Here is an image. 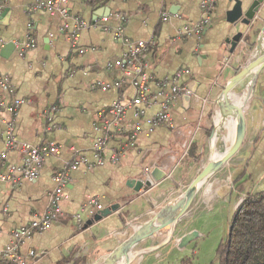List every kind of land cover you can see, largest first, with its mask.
I'll use <instances>...</instances> for the list:
<instances>
[{"label": "crops", "instance_id": "1", "mask_svg": "<svg viewBox=\"0 0 264 264\" xmlns=\"http://www.w3.org/2000/svg\"><path fill=\"white\" fill-rule=\"evenodd\" d=\"M36 1L0 0V50L7 44L14 47L12 52L3 50L0 55V73L9 77L13 92L0 90V96L7 102L13 97L21 101L15 115L0 113V152H6L4 161H0V173L22 165L24 159L16 150L5 151L8 122L19 141L31 145L53 143L59 151L45 158L36 178H21L15 185L0 181V250L12 241L13 230L43 213L47 195L54 187L52 175L82 157L85 162L70 172L56 221L46 230L23 237L18 251L23 256L29 250L34 252L27 257L29 264H93L126 237L129 221L163 208L181 193L180 175L187 174L184 165H191L198 156L201 159L208 146L224 102L216 103L218 93L244 65L256 33L264 25V5L257 22L247 27L226 21L233 0H217L210 19L194 35L183 34L182 28L202 19L200 0H64L61 6L67 10L65 18L30 9ZM242 1L246 7L252 0ZM165 12L167 20L162 19ZM101 15L108 16L107 21L95 23L93 20ZM74 17L86 23L76 32L75 44ZM120 24L130 40L154 41L141 57L147 87L154 97L151 105H139L142 115L137 114L135 106H127L135 96L129 79L117 88L111 86L120 75L114 63L128 48L108 32ZM237 31L245 36L230 53L225 39ZM29 39L34 46L20 54ZM177 69L190 71L177 82L190 91L189 100L183 102L182 95L174 101L171 125L152 127L149 120L159 110L169 88L168 78ZM245 100L246 132L240 149L200 185L188 211L194 206H209L212 200H226L231 218L246 194L264 193V65L247 85ZM116 102L126 106L121 122L109 112ZM51 106L56 111L48 122L43 114ZM231 129L233 135V123ZM104 136L99 164L94 143ZM192 143L196 147L193 155L189 152ZM123 145V154L113 161V152ZM155 166L164 172L158 181L150 176ZM146 179L152 182L147 189L135 191L129 185V180ZM236 182H242L241 191H236ZM240 195L242 198L237 197ZM91 198L103 208L112 204L119 208L84 228L94 214L87 204ZM189 218L187 215L184 225ZM170 236L144 241V247L131 250L128 262L116 264H191L184 261V246H177V253L162 252ZM0 264L11 263L0 257Z\"/></svg>", "mask_w": 264, "mask_h": 264}, {"label": "built area", "instance_id": "2", "mask_svg": "<svg viewBox=\"0 0 264 264\" xmlns=\"http://www.w3.org/2000/svg\"><path fill=\"white\" fill-rule=\"evenodd\" d=\"M64 0H38L33 5L30 6V9H43L51 14H58L62 17H67V10L61 6ZM217 0H200V9L202 12V19L197 24H189L182 28L183 34H199L205 23L210 19L212 12L215 10ZM3 9V4L0 2V13ZM169 17L168 13L165 12L162 14V19L167 20ZM76 26L73 31V43H76V38L79 29L84 28L86 23L80 20L77 17H74ZM108 16L101 15L98 18H95L93 21L95 23L107 21ZM120 19V18H119ZM121 20V19H120ZM63 27H66V23L63 24ZM105 30H109L105 27ZM114 37L119 38L124 42L128 48L123 53L122 57L118 59L114 65L120 71L119 79L111 84L114 87H119L122 82H125L126 79H129L131 85L135 89V96L127 104V106H135L137 114L142 115L143 110L139 108V105L145 103L147 106L153 103V96L149 92L147 87V80L143 73V66L141 57L146 51L148 46L153 45L154 41L151 39L149 41L144 40H130L124 34V28L120 24L115 27L113 30H110ZM34 46V42L30 39L27 40L20 49V54L24 50L29 49ZM188 69H177L173 74L168 78L169 88L166 93L163 94V100L160 104L159 110L156 114L149 120L150 125H171V106L174 101L182 95L190 96V91L186 88L180 87L177 82L178 79L183 74H189ZM108 87V86H106ZM0 90H6L9 93L13 92L11 87L10 79L7 75L0 73ZM11 101L7 102L6 99L0 96V113L6 112L10 115H15L21 101L16 98H11ZM126 106H122L120 102L113 103L109 109L114 115V118L121 122L124 115ZM56 111L55 106L49 107L44 111L43 117L51 122L54 118V113ZM137 131V127L134 129V134ZM132 136V137H133ZM4 143L5 151L16 150L22 154L24 157L22 165L18 167L10 166L7 173H0V181H7L12 184H18L21 178H36L40 172V169L44 163L45 158L48 155L56 154L59 151V147L53 143L40 144V145H31L25 142H21L16 139L14 135V129L11 122H8L4 130ZM106 137H100L95 140L94 149L96 151L97 163H102V159L99 156V151L105 146ZM126 149V145H123L118 150L114 151L112 154V160L117 161L119 156L123 154ZM6 152H0V161H4ZM85 162L84 158L76 157L70 162L67 166L57 170L52 175V181L54 183L53 189L47 195V203L45 210L38 217L33 219L28 225L15 229L12 231V241L7 244L2 250H0V257L9 261L11 264H29L27 257L32 256L34 252L29 250L27 256H23L18 251V243L23 237H28L34 232H39L48 229L57 219L61 209H60V200L63 197L64 188L68 184L70 172L81 164ZM17 172L18 175H14ZM88 205L93 207L94 213L103 208L102 204L96 199L91 198L87 201Z\"/></svg>", "mask_w": 264, "mask_h": 264}, {"label": "water", "instance_id": "3", "mask_svg": "<svg viewBox=\"0 0 264 264\" xmlns=\"http://www.w3.org/2000/svg\"><path fill=\"white\" fill-rule=\"evenodd\" d=\"M233 2L232 8L226 13V21L228 23L234 25L239 23L250 27L254 22H257L264 0H252L246 7L242 0H233ZM244 36L242 31H237L234 35L225 39V42L230 46V53L236 50ZM13 49L12 44H7L0 50V55L3 50L12 52ZM263 65L264 25L258 29L253 46L240 71L232 76L218 93L216 103L221 102V100L224 102L221 105L219 117L213 123L208 141V156L205 163L176 198L164 205L163 208L150 211L130 221L131 233L113 249L101 255L93 264H116L121 260L126 263L128 262L129 253L138 244L147 240L167 239L172 234L174 225L187 212L200 185L226 164L240 149L246 132V87ZM188 100V95L182 96L183 102H188ZM231 121L234 124V136L229 143L228 136L230 134ZM150 176L154 181H158L164 176V172L155 166ZM151 184L150 179L144 181L129 180L130 187L135 191L147 189ZM118 208L119 205L112 204L98 210L91 219L86 221L83 225L84 228L109 216ZM196 235L195 231L184 233L178 239L177 246L179 248L183 247Z\"/></svg>", "mask_w": 264, "mask_h": 264}, {"label": "rangeland", "instance_id": "4", "mask_svg": "<svg viewBox=\"0 0 264 264\" xmlns=\"http://www.w3.org/2000/svg\"><path fill=\"white\" fill-rule=\"evenodd\" d=\"M201 155V159L198 156L197 160H194V163H191V165H184V172H187V174L180 175V179L183 181L180 190L183 191L185 189L195 173L205 163L208 156V146H205ZM237 197L240 198L241 195ZM208 205L205 206L203 204L204 207H200L199 209L194 206L192 210H187L186 216L174 227V232L170 236L171 240L165 243L164 248L161 249L162 252L169 250H173V253L179 252L180 249L177 247V244L175 245V239H178L183 234V231L189 229V231H195L197 235L184 245L182 249V253L184 256L186 255L184 261L191 264H218L215 252L217 245L221 241L220 238L225 237L227 233L230 220V203L226 200H212ZM187 215L190 218L188 224L184 225ZM129 223V233L126 237L131 233ZM142 243L138 244L133 250L135 251L144 247L145 244Z\"/></svg>", "mask_w": 264, "mask_h": 264}, {"label": "trees", "instance_id": "5", "mask_svg": "<svg viewBox=\"0 0 264 264\" xmlns=\"http://www.w3.org/2000/svg\"><path fill=\"white\" fill-rule=\"evenodd\" d=\"M195 150L192 143L189 152L193 155ZM235 184L236 191H241L242 182ZM215 254L218 264H264V193H249L241 199Z\"/></svg>", "mask_w": 264, "mask_h": 264}, {"label": "bare ground", "instance_id": "6", "mask_svg": "<svg viewBox=\"0 0 264 264\" xmlns=\"http://www.w3.org/2000/svg\"><path fill=\"white\" fill-rule=\"evenodd\" d=\"M219 117V116H218ZM232 127V123H230V128ZM233 136H234V124H233V135H232V129H231V132H230V134H229V143H230V141L233 139Z\"/></svg>", "mask_w": 264, "mask_h": 264}]
</instances>
